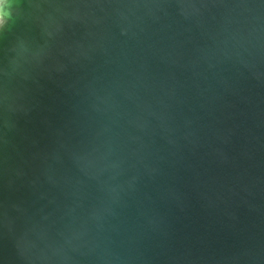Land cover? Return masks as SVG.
Instances as JSON below:
<instances>
[{
  "label": "water",
  "instance_id": "water-1",
  "mask_svg": "<svg viewBox=\"0 0 264 264\" xmlns=\"http://www.w3.org/2000/svg\"><path fill=\"white\" fill-rule=\"evenodd\" d=\"M0 264H264V0H6Z\"/></svg>",
  "mask_w": 264,
  "mask_h": 264
},
{
  "label": "clouds",
  "instance_id": "clouds-1",
  "mask_svg": "<svg viewBox=\"0 0 264 264\" xmlns=\"http://www.w3.org/2000/svg\"><path fill=\"white\" fill-rule=\"evenodd\" d=\"M6 0H0V29H3L8 20L6 17L10 16V13L5 11Z\"/></svg>",
  "mask_w": 264,
  "mask_h": 264
}]
</instances>
